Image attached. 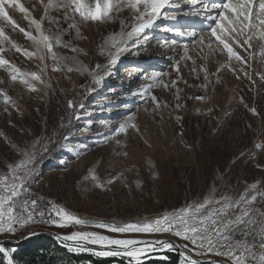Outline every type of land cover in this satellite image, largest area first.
<instances>
[{
    "label": "rangeland",
    "instance_id": "1",
    "mask_svg": "<svg viewBox=\"0 0 264 264\" xmlns=\"http://www.w3.org/2000/svg\"><path fill=\"white\" fill-rule=\"evenodd\" d=\"M22 2L25 13L12 6L15 2L6 7L15 26L0 17L7 37H0V58L9 62L0 65V178L10 184L9 166L23 161L26 167L17 174L32 169L30 191L24 195L37 200V211L46 215L55 204L89 223L16 226L14 233H0L2 250L7 244L16 250L26 241L50 235L73 253L137 264L126 255H96L109 250L93 247L98 244L82 243L89 250H77L75 243L60 240L86 231L146 243L137 246H150L140 264L165 259L166 253L176 250L150 245L158 240H170L184 250L185 264L195 259L231 264L214 253L201 254L198 246L172 232L119 233L97 228L93 222L142 223L201 203L206 196L238 198L246 189L249 197L264 192V40L257 34L251 47L244 48L229 41L246 64L229 61L218 42L209 47L214 38L207 29L214 22L208 17L218 11L211 5L221 0H170L166 14L131 37L128 33L147 17L137 21L143 11L128 7V0L102 22L82 23L77 14L76 28H69L73 20L65 19L66 9L57 7L60 0H52L51 7L49 0ZM84 2L95 5V0ZM32 15L42 34L61 38V44L52 41L59 64L44 44L20 32L23 28L40 38L41 33L30 27ZM177 29L197 30L205 41L193 43ZM108 42L113 47L109 52ZM33 72L39 80L32 79ZM126 122V131L119 132ZM25 153L35 154L34 167ZM253 183L257 189L250 188ZM253 207L264 211V197L257 196Z\"/></svg>",
    "mask_w": 264,
    "mask_h": 264
},
{
    "label": "snow or ice",
    "instance_id": "2",
    "mask_svg": "<svg viewBox=\"0 0 264 264\" xmlns=\"http://www.w3.org/2000/svg\"><path fill=\"white\" fill-rule=\"evenodd\" d=\"M11 3V0H0V17L15 26V22L6 12V6ZM143 5V12L140 13V5ZM170 0H128L127 6L140 13L135 17L137 21H143L147 17L146 22L138 23V26L128 33L131 37L136 32H143L147 27L158 19L164 9L168 7ZM21 12H25L19 4ZM52 6V0H49V5ZM124 6V0H95L94 7L86 5L84 0H60L57 7L66 9L65 19L73 20L69 28H76L75 16L81 18V22H102L111 17L113 12H119ZM213 9L218 10L215 17L209 16L208 19L214 23L207 31L214 41L218 42V46H222L226 50L229 61L235 59L241 64H246V61L240 56L232 47V43L239 47H251L252 41L258 34L259 38L264 40V0H221L219 3L211 5ZM207 9L208 5L205 4ZM175 19L176 17H169ZM31 24L35 25L36 31L41 33V24L36 20H31ZM20 32L24 33L26 38L34 40L37 44H44L47 51L51 53L52 58L60 63L59 57L53 52L54 40L56 44H61L59 36L50 37L48 35L40 34L37 40L30 32L20 28ZM181 35H186L192 38V42H199L203 44L204 36H199L197 30L188 32H180ZM203 31V30H201ZM0 37H5L4 31L0 28ZM231 41L232 43H230ZM0 43H3L0 40ZM65 47H71L68 43H64ZM16 50L21 49L16 45ZM72 51H77L71 48ZM123 49L121 48L120 51ZM2 51V49H0ZM27 54V53H26ZM117 52V57H118ZM30 55V54H27ZM188 57H185L187 59ZM43 59V57H41ZM110 63H116V58L110 60ZM9 62L0 58V65H6ZM72 71V68H68ZM194 70V69H193ZM18 69L13 68V72H18ZM177 71L179 68L177 67ZM32 79L39 80L40 76L37 73L30 74ZM247 76L248 74L245 73ZM239 78V77H237ZM250 78V77H249ZM11 79L15 81L17 76L12 75ZM27 84V81H23ZM99 82V81H97ZM175 83V81H173ZM167 86V85H166ZM34 90V89H33ZM8 97L5 96V103L8 102ZM198 100H203L204 97H196ZM153 103H157L156 97H152ZM69 107H73V102H68ZM179 107V105H177ZM253 114H256L254 108L249 109ZM128 127L127 122L120 125L118 131L125 132ZM135 128L136 125L132 124ZM44 151H49L44 148ZM29 157V163L35 166L38 163L34 153H25ZM126 155V154H125ZM12 170L11 183L6 182V178H0V233H14L16 226L21 228L29 224L37 222L51 223L58 227H65L70 224L86 225L89 221L78 218L68 212L62 207L55 204L51 206V213L47 216L44 210L37 211V200H28L25 193L30 191L28 181L32 178V169L29 168L24 175H19L18 170L26 167L23 161L15 166H9ZM259 167V166H258ZM155 175V174H154ZM251 189H257V184L253 183ZM214 191V190H213ZM257 196L264 197V192H256V194L240 195L238 198H230L221 196L216 199L212 196H206L201 203L189 204L188 206L173 211L171 214H163L151 221L142 223H128L124 225H116L105 222H93L95 227L108 229L112 232L126 233V232H141V233H174L175 236L181 237L183 240L190 242L194 246H198L201 254L208 252L214 253L216 256L225 257L231 261V264H264V211L260 208L253 207L257 201ZM19 200V203L17 201ZM19 209V211H14ZM53 215L56 217L53 218ZM237 235L243 239H237ZM251 237V242L248 238ZM64 241H72L77 245V250H89L80 242H87L91 244H98L107 247L109 250L98 251L95 254L98 256H120L126 255L134 259L137 264H140L141 255L150 250L148 247H137V242L131 239H111L104 235H99L95 232L75 231L70 235L62 237ZM155 244L162 249H172L173 245L168 241H155ZM114 246V247H113ZM187 247V245H185ZM190 264H198L197 261H191ZM219 264V262H216Z\"/></svg>",
    "mask_w": 264,
    "mask_h": 264
},
{
    "label": "trees",
    "instance_id": "3",
    "mask_svg": "<svg viewBox=\"0 0 264 264\" xmlns=\"http://www.w3.org/2000/svg\"><path fill=\"white\" fill-rule=\"evenodd\" d=\"M13 264H125L124 259H97L92 255L77 254L67 250L61 243L49 236H39L17 246L4 245ZM165 259H153L144 264H185L184 255L174 250L165 254ZM0 251V264H12Z\"/></svg>",
    "mask_w": 264,
    "mask_h": 264
},
{
    "label": "water",
    "instance_id": "4",
    "mask_svg": "<svg viewBox=\"0 0 264 264\" xmlns=\"http://www.w3.org/2000/svg\"><path fill=\"white\" fill-rule=\"evenodd\" d=\"M10 4V3H9ZM11 5V4H10ZM12 6H14L13 4H12ZM5 10H6V8H5ZM44 236H48V235H44ZM49 237H50V235H49ZM60 240H62L64 243H66V244H72V243H74V242H72V241H64L62 238H60ZM165 241H168V242H170L175 248H176V250L177 251H179V252H185L184 250H182L181 248H179L174 242H172V241H170V240H165ZM80 243H83L84 245H89L88 243H86V242H80ZM144 244H146V243H137L136 244V246H140V245H144ZM150 245L153 247H157V245L155 244V243H150ZM90 246V245H89ZM94 248H97V249H108L107 247H104V246H100V245H98V246H93ZM0 251H2L8 258H9V261L10 262H12V259H11V257H10V255H9V253L7 252V251H3L2 250V243H0ZM195 261H197L198 262V264H208V263H211V262H204V261H201V260H198V259H195ZM214 262V261H213Z\"/></svg>",
    "mask_w": 264,
    "mask_h": 264
},
{
    "label": "bare ground",
    "instance_id": "5",
    "mask_svg": "<svg viewBox=\"0 0 264 264\" xmlns=\"http://www.w3.org/2000/svg\"><path fill=\"white\" fill-rule=\"evenodd\" d=\"M175 1H177V0H171V2H175ZM11 2H15V3H12L14 6H16L17 4H19V5H21V6H23V2H22V0H11ZM7 7V6H6ZM17 7V6H16ZM140 11H143V5L141 4L140 6ZM18 8V7H17ZM7 9V8H6ZM20 11V10H19ZM165 11H168V9H167V7L164 9V11H163V13L162 14H166V12ZM21 12V11H20ZM165 12V13H164ZM21 13H25V12H21ZM135 13V12H134ZM137 14V13H136ZM162 16V15H161ZM160 16V17H161ZM31 20H36V18H35V16L34 15H32V17H31ZM37 21V20H36ZM28 22V21H27ZM191 22V21H190ZM130 23H131V19L129 20V23H128V26L130 25ZM30 27H31V29H35L36 30V27H35V25H33V24H30ZM109 43L110 42H108L107 44H106V50L109 52V51H111V48H113L112 46L110 47V46H108L109 45ZM105 67V66H104ZM106 68V67H105ZM104 68V69H105ZM103 69V68H102ZM101 69V70H102Z\"/></svg>",
    "mask_w": 264,
    "mask_h": 264
},
{
    "label": "built area",
    "instance_id": "6",
    "mask_svg": "<svg viewBox=\"0 0 264 264\" xmlns=\"http://www.w3.org/2000/svg\"><path fill=\"white\" fill-rule=\"evenodd\" d=\"M51 213V210L50 209H47V214H46V217Z\"/></svg>",
    "mask_w": 264,
    "mask_h": 264
}]
</instances>
